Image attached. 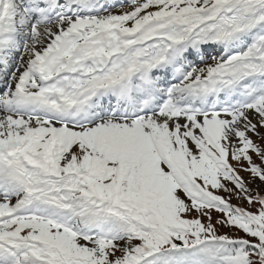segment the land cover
Listing matches in <instances>:
<instances>
[{
  "label": "snow or ice",
  "instance_id": "1",
  "mask_svg": "<svg viewBox=\"0 0 264 264\" xmlns=\"http://www.w3.org/2000/svg\"><path fill=\"white\" fill-rule=\"evenodd\" d=\"M0 264H264V0H0Z\"/></svg>",
  "mask_w": 264,
  "mask_h": 264
}]
</instances>
